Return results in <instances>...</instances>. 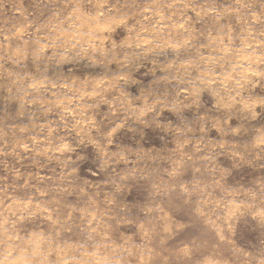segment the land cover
Listing matches in <instances>:
<instances>
[{"label": "rangeland", "instance_id": "1", "mask_svg": "<svg viewBox=\"0 0 264 264\" xmlns=\"http://www.w3.org/2000/svg\"><path fill=\"white\" fill-rule=\"evenodd\" d=\"M0 264H264V0H0Z\"/></svg>", "mask_w": 264, "mask_h": 264}]
</instances>
